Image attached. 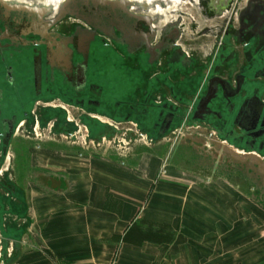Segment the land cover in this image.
<instances>
[{"label": "flooded vegetation", "instance_id": "af4514ba", "mask_svg": "<svg viewBox=\"0 0 264 264\" xmlns=\"http://www.w3.org/2000/svg\"><path fill=\"white\" fill-rule=\"evenodd\" d=\"M16 1L0 0V186L14 139L46 126L151 142L199 129L264 160V0H130L139 18L111 35Z\"/></svg>", "mask_w": 264, "mask_h": 264}, {"label": "crops", "instance_id": "0c3cea01", "mask_svg": "<svg viewBox=\"0 0 264 264\" xmlns=\"http://www.w3.org/2000/svg\"><path fill=\"white\" fill-rule=\"evenodd\" d=\"M20 136L46 137L37 144L39 160L29 166L26 142L20 141L12 182L23 203L0 209L6 248H14L11 264L245 263L248 247L236 246V194L192 189L196 179H159V155H172L165 150L167 138L136 166L133 150L124 162L107 150L91 156L81 142L109 135L91 132L87 138L83 130L46 126L36 136ZM127 137L115 138L122 145Z\"/></svg>", "mask_w": 264, "mask_h": 264}, {"label": "rangeland", "instance_id": "374dc122", "mask_svg": "<svg viewBox=\"0 0 264 264\" xmlns=\"http://www.w3.org/2000/svg\"><path fill=\"white\" fill-rule=\"evenodd\" d=\"M84 134L88 138L85 129ZM118 135L111 134L101 140L86 138V141L81 142H86L85 147L87 145L91 147V156L107 150L109 153H117L124 162L129 160L128 157L133 150L136 166L145 160V155L152 156L151 153L162 148L160 144L163 141L151 142L149 138L145 141V137L141 136L127 137V143L124 142L121 145L122 141L115 138ZM45 137L17 136L14 139L4 166V170L9 167L7 173L11 181L16 178L14 168L21 159L19 157L20 141L26 142L27 151L23 160L29 166L39 160L35 151H37V144ZM171 149V157L159 155V161L162 163L159 179L174 177H182L186 180L196 179L195 182L198 184H193L192 189L210 192H217L219 189V192H225L228 189L234 192L236 194L235 227L236 230H240L236 232V246L244 244L248 247L245 249L248 252L245 263L241 264H264V160L256 155L239 154L226 144L214 139L210 133L199 129L186 130L181 135L167 138L166 153ZM94 151L97 152L93 153ZM181 186L183 189L187 187L184 183ZM9 195H11L10 192L0 186V197L7 200ZM238 195H244L247 199L240 200L241 196L238 197ZM7 238L8 236L3 235L0 229V264H11L13 261L9 262L12 257H10L9 249L6 248V244L10 243L7 242ZM243 238H245L244 241Z\"/></svg>", "mask_w": 264, "mask_h": 264}, {"label": "water", "instance_id": "95a60500", "mask_svg": "<svg viewBox=\"0 0 264 264\" xmlns=\"http://www.w3.org/2000/svg\"><path fill=\"white\" fill-rule=\"evenodd\" d=\"M9 5L13 9L33 15H44L54 11L58 18L68 15L76 16L97 29L106 30L109 35L113 33L116 18L123 17L130 23L139 18L138 14L132 10L135 2L130 0H62L58 4H52L46 0H27L16 1Z\"/></svg>", "mask_w": 264, "mask_h": 264}, {"label": "trees", "instance_id": "16d2710c", "mask_svg": "<svg viewBox=\"0 0 264 264\" xmlns=\"http://www.w3.org/2000/svg\"><path fill=\"white\" fill-rule=\"evenodd\" d=\"M9 183L10 184H8V186L4 187V189H7L10 192L11 195H9V198L5 202L0 201V206L1 207L2 206H5L6 207V204H8V205H10V207L12 208V210L13 209L15 210V209H17L19 207V205H22V203H23V199L21 198L22 194L16 188V186L14 185L13 182H9Z\"/></svg>", "mask_w": 264, "mask_h": 264}, {"label": "bare ground", "instance_id": "6f19581e", "mask_svg": "<svg viewBox=\"0 0 264 264\" xmlns=\"http://www.w3.org/2000/svg\"><path fill=\"white\" fill-rule=\"evenodd\" d=\"M60 1H62V0H51L49 3L58 4Z\"/></svg>", "mask_w": 264, "mask_h": 264}]
</instances>
